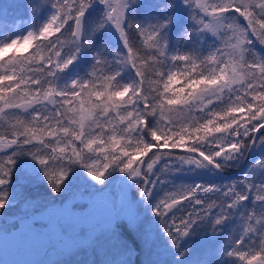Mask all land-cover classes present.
<instances>
[{
    "label": "snow or ice",
    "instance_id": "6c2138e0",
    "mask_svg": "<svg viewBox=\"0 0 264 264\" xmlns=\"http://www.w3.org/2000/svg\"><path fill=\"white\" fill-rule=\"evenodd\" d=\"M22 6L51 12L26 34L0 41V219L19 203L10 189L21 158L38 163V172L26 168L56 194L68 189L77 167L99 186L118 172L151 205L177 264H212L209 254L215 264H264V183L246 177L244 191L236 184L173 185L153 203L172 174L222 172L264 146V0H164L143 18L146 0ZM177 7L187 14L178 40L188 48L170 47ZM86 54L90 63L81 74ZM252 168L264 169V159ZM250 196L257 207L243 217L240 233L197 255V241L215 239ZM23 204L33 211L39 200ZM127 221L151 249L154 231L139 230L137 218ZM116 239L127 257L135 256ZM92 246L91 238L86 247Z\"/></svg>",
    "mask_w": 264,
    "mask_h": 264
},
{
    "label": "rangeland",
    "instance_id": "374dc122",
    "mask_svg": "<svg viewBox=\"0 0 264 264\" xmlns=\"http://www.w3.org/2000/svg\"><path fill=\"white\" fill-rule=\"evenodd\" d=\"M31 2L36 5H40L42 0H31ZM162 4L163 2H161L160 6H162ZM11 5H17L24 8L22 6L23 0H0V8L6 9V13L0 15V18H4L5 21L10 23L12 28L17 27L20 23H22L24 27V34L31 30L34 25L43 23L50 14L46 12V7H38L34 14L28 11L29 15L31 16L30 19L25 17L23 20H20L21 17L19 15H14L8 12L7 8H9ZM181 12L185 11L182 8L177 7L176 13ZM113 37H116L115 39L119 44L118 37L115 35H113ZM170 40L171 38L169 36V41ZM208 40L211 41L210 38ZM76 72L77 70L73 69L67 74V77H74ZM262 147L263 146H258L255 148V155L258 153L256 156L257 159L255 161H251L249 167L244 171L242 176L234 180H222L218 177L214 170L209 169L190 171L185 168L183 171L172 174L168 177L170 183H166L156 190V197H154L153 203L155 202L156 198L163 196L164 191L171 189L173 185L210 183L223 186L226 184H236L241 191H244L246 187L244 183L246 177L247 180L253 184L258 185L264 183V169L252 168V165H254L257 161L264 159V149L262 150ZM243 161L244 160H242L241 164ZM233 164L235 166L237 165V162H234ZM25 165H28L31 167V169H33L38 166V163L32 161L29 158ZM231 170L233 169L229 168L228 171ZM109 180L110 183L108 185L117 184L113 190H111L112 186L108 187V185H106L104 189L99 190L90 196L81 193V186L76 190L75 193L72 192L71 194H61L58 198H52V196L50 198L30 197V199L52 202L56 208L59 207L60 209L73 210L72 207H75L76 209L79 207L82 211H84L89 206L86 212L79 213L84 215L86 218H89L96 210V206L101 200L98 199L99 197L110 203L111 200L114 199L116 200L115 210L116 212H120L122 208L120 196V185L123 180L122 175L112 176L109 178ZM131 188L137 189L135 185L131 186ZM140 199V197L130 198L131 204L133 206L123 220H125L126 224L129 225L127 219L134 220L137 218L139 230L150 227L155 233L156 243L151 249H146L141 243L137 232L135 231L136 236L139 239L138 249H136V255H138V259L140 257L142 258L141 264H177V261L174 259V250L167 243V239L160 228L159 219L154 217V213L151 210V205L145 204V202L143 200L140 201ZM25 205L27 208H31L30 205ZM255 207H257V204L254 198L250 196L249 200L244 202L243 207L234 210L232 219L224 225L223 231L219 233L215 239L208 237L204 240L197 241V245L194 250L197 252V255L203 254L205 249L214 248L217 243L224 241L229 234L238 235L242 230V225L244 223L243 217ZM25 208L26 207H23V211L20 213L29 210H24ZM11 215L13 214H8L7 217H10ZM56 218L52 216H46L34 222L33 226H26L21 232L22 236L19 245L14 250H12L15 252L5 257L1 255L0 264H39L40 262L42 264H51L54 263L55 259H59V261L64 264H82L83 261L86 264H136L134 261L135 256L127 257L120 245L110 243L109 239L114 232V228L111 230H105V228L112 223L109 221L110 218L107 214H104L97 222L90 223L85 226L78 224L80 228L76 227L74 224L77 223L70 219L64 217ZM7 226L10 229L14 228V226L10 224H7ZM59 228L62 232L59 231ZM95 231L97 232L96 236L92 238L93 246L86 247V245L91 240L90 237ZM64 234L69 236L68 237L66 235L68 240L64 238ZM16 242V235L10 234L5 236L0 241V247L10 246ZM126 242L127 244H130L127 239ZM76 244H81L80 246H83L81 250L82 253L77 251V254H74L73 249L76 248ZM59 247L60 250L56 251ZM209 257V259L212 261V264H215V256L209 254ZM184 264H187V262H184ZM229 264H237V262L232 259L229 261Z\"/></svg>",
    "mask_w": 264,
    "mask_h": 264
},
{
    "label": "trees",
    "instance_id": "16d2710c",
    "mask_svg": "<svg viewBox=\"0 0 264 264\" xmlns=\"http://www.w3.org/2000/svg\"><path fill=\"white\" fill-rule=\"evenodd\" d=\"M161 2L164 3V0H146V4L147 7H142L140 9V16L141 18H143L144 15L146 14H156L158 8L161 5ZM8 9V12L14 15H19L21 17V19H24L26 16H28L29 18H31V16L28 13V10L26 8H22L20 6L17 5H11ZM46 12L50 13V8L46 7ZM93 16L97 15V12L94 10L92 13ZM186 12H181V13H176V23L170 33V38L171 40L169 41L170 43V47L172 49H175L178 46L181 47H191V45H185V44H181V42H179L178 37L179 34L182 31V28L184 25H186L188 23V21L186 20ZM23 34V24H19L17 29H13L12 25L10 23H8L7 21L4 20V18H0V41H4L8 38H15L18 35ZM116 38V37H115ZM113 36L109 39V44L112 48H117L118 47V42ZM212 42L210 40H207L205 42V49H207L208 45H210ZM90 63V58L89 56L86 54L80 64L78 65V69L80 71V73L82 74L85 66L88 65ZM128 79V74H125V80ZM264 149V146L262 147V150ZM258 153L253 157V161H255L257 159ZM29 158L25 157V158H21L18 161V167L16 169V174L14 177V181L13 184L11 185V193H12V198L14 200H19V203L15 204L14 206L10 207L7 210V214L5 217H3L2 219H0V230L3 226V224L11 219L14 218H20L26 215L31 214L34 211H37L39 209H45L48 206H52L50 208H56V206L54 204H52V202H48V201H42L39 200V206L36 207L33 211L30 208H27V206L25 204H23V201L25 198H54V197H59V195L61 194H56L53 193L51 191V188L49 187L47 180H36L35 177L32 175V172L29 171L28 168H26L25 163L28 161ZM244 160V159H243ZM241 161H237V165L234 166V162L230 163L232 166L227 167L224 171H228L229 168H232L233 170L236 169L237 167H239L241 165ZM32 170H36L38 172L39 170V165L35 168H33ZM40 175H42V173H39ZM117 175H122V178H124L125 176L123 174L120 173H114V175L112 176H117ZM242 175L237 176L236 178L241 177ZM236 178H230L229 180H234ZM227 180V179H226ZM110 183V180H108V182L104 185V186H99L96 185L95 182H93L91 180V178L87 177V174L80 168H76L74 169L73 173L70 175L69 177V181H68V189L62 193L63 194H71L72 192H76V190L82 186L81 189V193L82 194H86L88 196L94 194L95 192H98L99 190L104 189V187L106 185H108ZM111 190H113L114 187L117 186V184H112V185H108V187H111ZM134 186V184L132 185ZM69 192V193H68ZM131 197H135V198H139V194H138V190L131 188L130 192H129V198ZM98 199H102V198H98ZM140 201H142V199H140ZM111 203L113 204V207H116V200L112 199ZM23 204V205H22ZM26 207L24 210H27L23 213L22 212V208ZM74 210L77 211H82L79 207L76 209L75 207H73ZM81 213V212H78ZM8 214H13L10 217H7ZM76 227H79L78 224H74ZM80 228V227H79ZM113 228H114V232L112 233V235L110 236V243L115 244V245H119V243L117 242L116 238H119V240L121 241H125L126 239L128 240V242L130 243L131 246H133L135 249H138V237L136 236L135 231L126 224L125 220H121L119 222H115L113 224ZM67 235V234H66ZM68 236V235H67ZM69 237V236H68ZM82 247L80 245H76V248L73 249L74 254H77V251H79L80 253H82ZM48 250V247H47ZM60 247L57 248L56 251H59ZM15 251L12 252H0V256H7L10 255L12 253H14ZM59 258V257H58ZM77 258V257H75ZM210 258V257H209ZM75 260V259H73ZM134 261L136 264H141L142 258L140 257L138 259V255L135 254V258ZM39 264H42L41 262ZM51 264H64L61 263L59 261V259H55L54 263ZM82 264H86L84 261L82 262Z\"/></svg>",
    "mask_w": 264,
    "mask_h": 264
},
{
    "label": "water",
    "instance_id": "95a60500",
    "mask_svg": "<svg viewBox=\"0 0 264 264\" xmlns=\"http://www.w3.org/2000/svg\"><path fill=\"white\" fill-rule=\"evenodd\" d=\"M254 149H255V147L253 148V150L250 153H248V155L245 158L243 164L238 169H236L234 171H231V172H225V171L221 172V171H218V170H215V171L223 179L235 177V176L241 174L250 165V161H251V158L253 156ZM132 183L133 182L131 180H129L127 177H125L124 180L122 181V184H121L122 210H121L120 213H116L114 211L112 205L110 203L106 202V201H102L100 204H98L97 207H96L97 210H96L95 214L92 215L89 218H86L83 215H80V214H78V213H76V212H74L72 210L48 209L47 211L43 212L44 209H41V210H38V211L34 212L33 214L28 215V216H26V217H24V218H22L20 220L19 229L17 230V238H18L17 244L16 245H12V246H8V247H5V248H0V251H9V250L15 249L16 246L20 242L22 228L25 225H27V224L35 221V220H38L39 218H41L43 216L59 215V216L66 217L68 219H71L73 221L78 222L79 224H84V225L96 222L97 220H99V218H101V216L104 213L109 214L111 216V219L109 220L110 222H113V221L115 222V221H119V220L123 219L128 214V212L131 210V208H132L130 200L128 199V191H129V188H130ZM40 213H42V214H40ZM37 214H40V215H37ZM5 234H8V231L7 230H2L0 232V238L3 237ZM95 234L96 233H94V235Z\"/></svg>",
    "mask_w": 264,
    "mask_h": 264
},
{
    "label": "bare ground",
    "instance_id": "6f19581e",
    "mask_svg": "<svg viewBox=\"0 0 264 264\" xmlns=\"http://www.w3.org/2000/svg\"><path fill=\"white\" fill-rule=\"evenodd\" d=\"M96 210H97V209H96ZM96 210L94 211V213H93L92 215H94V214H95ZM92 215H91V216H92ZM91 216H90V217H91ZM14 230H15V228H14Z\"/></svg>",
    "mask_w": 264,
    "mask_h": 264
}]
</instances>
